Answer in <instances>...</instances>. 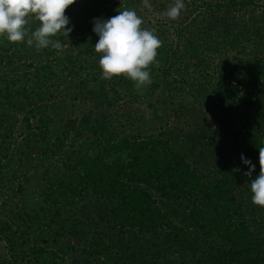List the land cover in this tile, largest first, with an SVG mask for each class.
Returning <instances> with one entry per match:
<instances>
[{
    "label": "trees",
    "instance_id": "obj_1",
    "mask_svg": "<svg viewBox=\"0 0 264 264\" xmlns=\"http://www.w3.org/2000/svg\"><path fill=\"white\" fill-rule=\"evenodd\" d=\"M150 3L117 2L118 12L159 14L144 98L158 92L176 121L149 135L120 105L119 89L143 98L133 82L101 79L93 21L114 13L90 11L104 1L65 10L72 31L52 38L59 50L27 45L34 19L24 42L0 37L1 205L13 203L0 217V264H264V208L250 189L264 147V0H184L167 23L174 0ZM58 81L85 100L79 119L63 122V105L46 103L42 90Z\"/></svg>",
    "mask_w": 264,
    "mask_h": 264
},
{
    "label": "clouds",
    "instance_id": "obj_2",
    "mask_svg": "<svg viewBox=\"0 0 264 264\" xmlns=\"http://www.w3.org/2000/svg\"><path fill=\"white\" fill-rule=\"evenodd\" d=\"M76 0H0V37L10 43L24 42L28 36L26 27L30 20L39 22V27L26 39L28 46L37 50L61 49L62 44L52 38L58 33L69 36L72 28L65 10ZM145 8L151 9L150 0H142ZM185 9L184 0H174L167 10L161 13L169 20H176ZM144 23L134 9L119 11L118 15L107 20L95 19L92 31L98 36L93 47L100 55L101 79L112 80L125 77L139 90L151 85L150 65L158 64V49L162 41L154 33L142 28ZM241 162L248 168L244 173L251 177L255 164L242 154ZM259 175L251 180V201L253 205L264 208V147L259 148Z\"/></svg>",
    "mask_w": 264,
    "mask_h": 264
},
{
    "label": "rangeland",
    "instance_id": "obj_3",
    "mask_svg": "<svg viewBox=\"0 0 264 264\" xmlns=\"http://www.w3.org/2000/svg\"><path fill=\"white\" fill-rule=\"evenodd\" d=\"M104 1L103 5H100L99 7H94L92 8V11L90 13L92 15H95L94 12L96 11H108L111 13H114L115 15H118L119 12L117 11V2L119 0H102ZM169 7V6H168ZM139 12L142 14L143 18V25L141 26L142 28H146L150 30L151 28H155V25H157V20H159V14L158 12H155L154 10H151V12H145L142 10V8L138 9ZM183 12H181L180 16L181 17ZM178 17V18H179ZM178 18L176 20H178ZM176 20H169L166 18L165 23L171 22V21H176ZM157 27V26H156ZM158 28H155L157 30ZM168 35L170 38H173V32L171 28H168L167 31ZM58 35H64L63 33H59ZM67 43L63 45L64 49L72 50V52L76 53L75 47L72 45L70 42L69 38H66ZM69 40V41H68ZM74 47V48H73ZM55 58V57H54ZM57 61V60H56ZM57 65V64H56ZM63 64L57 65V70L63 68ZM67 72H63L64 75H66ZM69 78V77H68ZM83 76L80 78L82 80ZM76 83V82H75ZM34 90H38L36 87L30 88ZM77 88L75 89L74 85H69L68 83H64L62 81H58V86H57V91H55V86H47L46 89L44 88L42 91L47 97L46 103H49L51 101H54L55 103H59L60 105H63L62 109V117H63V122H67V120H77L80 118L82 111H84L87 108V105L85 100H80V101H75L73 100V96L75 95L74 93L76 92ZM147 88L144 87L139 90H135V94L139 96H143V98H140L137 100V102H132V101H127V99H133V94L126 88L124 89H119V95L125 96V99L123 101H120V105H122V102H126L128 107L132 110V113L134 117H138V121L136 124L137 128H143L144 130V135H149V130L152 129V132L158 131L159 127H164L168 128L169 126L174 125L176 121V117H173V115L170 114L169 118L165 117L162 109L159 108V105L157 103V98H159V93L156 92L155 95L152 98L145 99L144 95L147 93ZM41 91V90H40ZM54 97V98H53ZM152 105L149 106V103ZM127 107V106H125ZM12 112V111H9ZM49 116L52 118H55V114L53 112H49ZM22 114H18L17 116V124L15 125V134L14 137L16 138V142H20L21 140L18 138V134L20 133V130H22ZM183 120H180L178 123L182 122ZM61 122V123H63ZM35 123V122H34ZM61 123L58 122V119L55 118V124L56 125H61ZM134 129V127H132ZM6 192L4 190L0 189V217L1 214L4 213L3 211H8V209L12 208L13 203L11 202L10 204L6 205L5 208H2V201L5 198Z\"/></svg>",
    "mask_w": 264,
    "mask_h": 264
}]
</instances>
